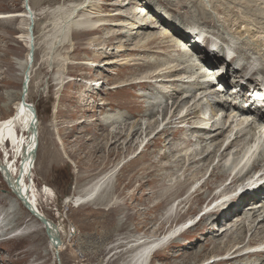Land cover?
I'll use <instances>...</instances> for the list:
<instances>
[{
    "label": "rangeland",
    "instance_id": "374dc122",
    "mask_svg": "<svg viewBox=\"0 0 264 264\" xmlns=\"http://www.w3.org/2000/svg\"><path fill=\"white\" fill-rule=\"evenodd\" d=\"M80 1L28 0V6L33 13L35 36L40 45L38 44L37 50H34L35 56L30 72L26 102L32 105L37 112L38 135L31 137L28 143H24L27 136L24 137L21 133L23 137H21L20 144L24 151L21 157H17L18 161L16 162L19 168L18 180L38 207L39 214L48 218L49 220H47L52 221L53 224L64 228V250L60 253L57 251L58 257L56 252L50 249L44 226L19 202L20 207L16 209V213L4 215V212L10 208L9 197H16V195L11 193L4 182V177L0 174V210L2 211L0 222L11 224L9 227H17L21 231L19 236H14L15 239H9L7 236L11 234L8 232L11 228L8 229L4 237V225H0V264H123L127 258L138 251L136 249H142L148 241L158 239L173 226L187 221V218L196 214L204 203L212 201L209 199L211 196L217 197V194L213 195V192L229 178L227 171L232 168L229 162L233 161L232 158L235 159L233 152L236 149H241L252 138L250 128H248V135L246 126V132H243V129L239 130L238 125L244 119H238V115L233 114L234 110H232L231 104L228 109L231 107L232 113L225 109L224 104L228 96L224 97L226 94L222 93H219L222 96L219 95L217 89L224 92L226 86L219 85L216 86L217 89L212 86L213 82L217 83L223 77L228 82L232 81L235 76H233L231 65H229V75L222 76L220 72H216L221 69L220 62H218V66L212 67V72H216V75H209L208 78L211 82L204 84L213 87L208 92L211 93L208 97L209 100L222 98V103L221 100L213 102L219 115L213 109L217 116L213 114L212 117L214 119L220 117L217 124L223 126L224 131L228 132L227 137L231 135L235 137L237 131H242L240 142L246 141L242 143L243 145L239 142L238 148L236 145V148L231 152L225 153L226 157L230 153L226 158L227 161H224L223 157L220 158L222 152L219 153L220 155L218 152L217 155H214V151L219 149L221 142L213 138L206 143L197 142L195 141L197 134L188 130L189 133H187L184 131L185 128L181 127L185 124L168 125L167 122H170L171 114L179 109V106H183L181 96L179 97L178 93L173 94V91H177L179 86L174 85L173 89L170 88L173 93L169 94V97L164 96L165 94L159 95L156 87L157 84L160 85L163 75L164 81L174 80L181 75V73L176 74L175 71L180 67H183L184 70L188 66L185 64L178 67L175 62L177 61L175 56L180 59V55H182L184 61L187 57L180 52L179 43L184 41V36L177 35V31L182 29L189 33L190 28L194 25L205 27L216 37L210 35L211 40L220 42V48H223L226 45L220 39L227 37L224 34L225 30L237 34V29L242 31L245 27H249L252 32H255L256 29L258 32L259 30L264 32L263 0H207L210 7L209 4L206 6L201 0H124L125 2L123 0H93L95 1L94 5H90L86 12L81 14H85L86 17L97 12H100V15L106 14L103 17L105 19L103 22L107 25L119 23L126 16L129 19L132 17L134 21L142 20L136 25L137 28L141 25V27L152 25L147 26L149 29L142 32L143 37L134 36L136 27H118L116 32L112 33L113 35H109L110 28L103 27L98 32L74 34L72 39L70 38L68 42L64 41L62 44L55 40L56 45L50 52L52 56L54 55V59L49 62L46 60L48 58L46 53L49 50L44 49L47 44H44L43 32L46 33L45 36H50V42L55 37L58 24L54 22L57 23L59 17L53 11L59 7L69 8ZM122 2L124 5L126 4L125 7L121 6ZM25 6V0H0V18L3 13L13 14L9 16L14 17L18 12H25ZM31 6L34 11L31 10ZM26 12L30 21L20 18L19 21L0 19V120L6 119L14 112L15 104L21 98L22 81L29 65V56L27 57V55L30 51L21 37L24 28L28 29L26 24L30 22V27L32 24L31 14ZM118 13L124 16L120 17ZM214 14L215 17H224V20H221L222 25L220 23V25L214 26L212 19H207ZM202 19H206L209 23L204 24ZM129 22L132 27L134 23L130 20ZM43 24L45 29H43ZM30 27L29 34L31 35ZM219 30L222 34L218 32ZM190 37L193 38L191 35ZM147 39L156 42L149 47L150 50L135 51L136 48L142 47ZM203 44L204 50H207V46H213V42L206 37ZM215 48L220 55L225 52L224 49ZM210 50L211 48L207 51L213 54V51ZM236 50L239 58L246 61L252 59L249 48L248 55L243 54V47L238 46ZM188 52L192 55L193 60H197L193 53L189 50ZM94 53H97L98 56L106 53V56L99 58L96 57L97 55L94 56ZM212 54L211 56H213ZM255 56L261 60L259 62V67H261V64H264L263 59L260 58L261 56ZM239 61L244 62L241 59ZM84 62H90L94 67L84 69ZM172 65L178 68H172L174 67ZM204 65L206 64L204 63ZM206 68L203 69L210 70L209 66ZM153 72L156 73L152 74ZM260 72L262 73L259 74L260 78H263L264 70L261 69ZM256 74L258 73L256 72L254 76ZM256 79L258 78L256 77ZM83 80H88V88L90 83L94 84L95 91L86 92L87 89H82L80 84ZM141 81L143 82L137 83ZM135 83L138 84L137 87ZM152 83L156 87L151 85ZM241 86L243 85L241 84ZM150 87L152 90H149ZM234 88L233 85L230 86V93ZM153 90L154 92H152ZM147 92H150L149 96L144 94ZM87 93L91 98L85 102L87 106L81 107L82 96ZM197 95L198 99L199 94ZM204 96L198 104V110L201 113L198 115L201 117H207L208 111L211 115L210 105H207L209 102H206L208 101L207 96ZM101 102H104L103 106L100 105L103 110L101 111V108L98 107L100 112H97L96 104ZM220 109L225 113L219 111ZM178 112L179 110L176 111V114H179ZM227 113H230V116ZM107 116H113L116 119V132L122 131V135L113 139L108 136V128L101 125V120ZM177 117L179 118L177 115L174 117L176 123ZM195 117H190L188 121L191 125L190 123L186 125L187 128L197 124L196 121L199 118ZM161 129H166L169 133L161 134L156 140H153L155 133ZM81 132L82 139L76 141V136H80ZM221 137L220 141L224 139ZM33 139L38 150L34 163L31 165L33 160H29V157L26 156L32 149ZM6 149L9 152V147ZM186 149L190 151L186 152ZM26 150L28 151L26 152ZM219 150L222 151V148L220 147ZM2 152L4 154L3 150ZM202 152L205 156H209L208 161L200 160L204 158V155H198ZM262 157L260 160L264 159V153ZM193 158L201 165L199 163L192 164V170L186 172L185 169ZM8 159L11 160L12 157L8 156ZM218 159L221 169L214 168ZM225 162H227V166H225ZM202 168L205 169L201 175L194 177ZM112 169L115 170V178L113 177L115 180L112 178V182H110L111 187L106 195V202L103 199L98 205L86 204L77 208L66 204L69 198L82 195L87 183ZM213 169L215 170L213 171ZM20 172L23 174L21 180ZM205 182L208 183L204 185ZM202 185L201 192L191 197L190 195L196 189H200ZM195 186L198 187L194 189ZM181 200L186 201L180 207V218L179 220L178 218L174 219L170 223L165 218V213L172 204L176 201L180 203ZM259 208L260 205H258ZM214 216L208 218L209 223H212ZM243 216L242 221L240 218L234 217V221H228L224 225L212 223L207 226L204 224L202 228L188 231L187 236L176 240L172 248L159 251L152 258L151 264H158V262L163 264H210L216 259L231 258L230 255L233 252H228L231 247H226L227 241H232L229 234H235L233 237L235 240L237 239L236 235L243 236L247 239L246 241L253 239L251 234L254 230L244 234V229L247 226L252 229L253 225L251 221L247 220V215L243 214ZM260 225L262 226L264 223ZM244 226L245 228H243ZM224 231L226 232L223 236H220ZM142 242L143 244L146 242L145 245H142ZM253 260L246 263L256 264L257 262L254 263ZM261 260L263 261L264 257L257 259L259 264H263Z\"/></svg>",
    "mask_w": 264,
    "mask_h": 264
},
{
    "label": "bare ground",
    "instance_id": "6f19581e",
    "mask_svg": "<svg viewBox=\"0 0 264 264\" xmlns=\"http://www.w3.org/2000/svg\"><path fill=\"white\" fill-rule=\"evenodd\" d=\"M124 1V0H123ZM125 1H129V0H125ZM124 1V2H125ZM258 1V0H257ZM264 1V0H263ZM94 2L93 0H81L80 2L76 3V4H73L71 5L69 8H63V7H59L57 8L56 10L53 11L54 14H56L59 18L57 20V23L54 22L55 24H58V29L56 31V34H55V37H53L52 41L50 42V36H45L46 33H44V44L46 43L47 44V47L44 48L45 50H49L48 53H46V55L48 56V58L46 60H48L49 62L51 60L54 59V55L52 56V54L50 53L51 50L53 49V47L56 45V42L55 40H57L59 44H62L64 41H69V39L73 37L74 34H82V33H93V32H98V31H101L103 29V27H107L106 29L110 28L109 29V35H113L112 33L113 32H116V29L118 27H129V28H135L136 25H138V22L139 21H142V20H138V21H134L132 19V17L129 19L127 16L124 17V19H122L119 23H112L110 25H107L106 23H104L103 21L105 20L103 17L104 15H100V12H97V13H92V14H89L88 17L85 16V14H81L82 12H86V9L89 8L90 5H94ZM124 2H122L124 5ZM138 2V1H137ZM201 2H203L205 5L206 4H209V2L207 0H201ZM30 3V2H29ZM31 5V4H30ZM126 5V4H125ZM125 5L123 7H125ZM207 6V5H206ZM262 6V5H261ZM119 7V6H118ZM209 7H210V4H209ZM25 9H26V6H25ZM31 10L34 11V9L32 8L31 6ZM31 12V11H30ZM29 12V13H30ZM122 13V12H121ZM32 14V13H30ZM119 14V13H118ZM9 15H13V14H7V13H3L1 14V18L0 19H4V20H14V21H19V18L20 19H27L28 21L29 20V16L27 14V12H18L17 14H15L14 17H11ZM34 15L36 16V13L34 12ZM47 15V14H46ZM45 15V17H46ZM91 15V16H90ZM117 15V14H116ZM131 15V14H130ZM120 17H123L124 15L123 14H119ZM118 16V17H119ZM216 15H212L211 18H207V19H212V21L214 22V26H217V25H222V22L221 20H224L223 18L224 17H215ZM44 17V18H45ZM129 20L131 22L134 23V25H132L131 27V24H129ZM36 21H37V18L35 19V24H36ZM203 23L204 24H208L209 22L206 20V19H202ZM244 22V21H243ZM251 24V23H250ZM28 26V29L24 28L23 32H22V38L24 39V41L26 42V44L28 45V48H29V51L33 48V50H37V47H38V39L36 38L35 36V28H33V34L32 32L30 31L31 35L29 34V27H30V22L28 24H26ZM140 25V24H139ZM152 25V24H151ZM150 25V26H151ZM200 25V24H199ZM55 27V25H53ZM57 26V25H56ZM142 26V25H141ZM139 26L138 28L136 27L134 30H136V33H135V37L137 35V37H143L142 36V32L145 30H148L149 28L147 26L149 25H146L145 27H141ZM149 26V27H150ZM208 26V25H207ZM43 27H44V24H43ZM147 27V28H146ZM225 27V26H224ZM252 27H253V24H252ZM191 28H194L195 30L192 32V36H195L196 38L194 39H190L186 36H187V31L185 30H179L177 31V35H181V36H184V41L183 42H180L179 43V49H180V52L183 53L184 56H187L185 58V61L183 59V56L180 55V59H178V56H175L177 61V64L178 67L179 66H184L185 64L188 65L186 69L183 70V67L179 68L178 70H174L176 74H180L179 76H177V78L179 79H174V80H169V81H164L163 80V76L161 77L160 79V85H158L157 83V87L154 85V83H152L151 85L155 86L157 89H158V94L161 95V94H165L164 96L166 97H169L168 95L172 94H179V97L181 96L182 98V102H183V106H179V114H176V111L174 113L171 114V116L169 117L170 118V122H167L168 125H173V124H179V125H182V124H185V125H182L181 127H184L185 130L187 132V130L189 132L192 133L193 131V134H197L195 136V141L197 142H208L209 139L213 138L214 140L216 141H219L221 142V148H222V151L219 150V149H216L214 151V155H217V152L218 154L221 153L220 155V158H222L224 161H227L226 158L229 157L230 153L227 154L228 156L226 157L225 153H228V152H231L233 149L236 148V145L241 141V133L242 131H237L235 133V137L234 136H229L227 137L226 134H228L227 131H224V127L217 124V122H219L218 119H220V117L217 119H214L212 116L214 114V110L216 111V108H214V104L213 102H216L218 100H221L220 98H212L214 96L211 97V99L213 100H209L208 97L209 94L208 92L210 91V89H212L213 87L216 88V86H219V85H224L226 86L224 89V92H222V90H218L217 89V92L218 94L219 93H222V94H226L224 95V97L228 96L227 97V100H225V104H224V107L226 110H228V112L231 110L230 108L232 107V110H234L233 114H236L238 115V119H244V120H241L240 121V125H238L240 127L239 130H242L243 129V132H246L248 130V132H246V134L248 135L249 133V129L252 130L250 131V135H252L251 139L249 140V142L244 145L241 149H236L234 152H233V156L235 157V159H231L233 161H230L229 164H231L232 168L228 169V173H229V180L230 182L227 184V186L225 187L227 189V187H230V189L234 188L235 186H239L241 184H239L240 182H242L246 177L247 175L249 174V171H247L246 173L243 174V172L246 170L247 168V165H248V162L249 160H253V158H251V152H252V149L255 148L257 150H259V146L261 145V141L264 142V108H262L261 106H258L256 103H257V98L254 96L253 98L252 97H246L248 95L245 96V92L244 89H240V92L237 94V95H233V93H230L229 91V88L231 86L232 83H236L237 85H239L241 87V84H240V80L239 79H235V81L233 82H228L225 80V78H221V80L219 82L216 83L213 82L212 86L213 87H209L207 85H204V84H209L211 82L210 78H208L209 75H216L215 72L213 73L212 72V67L214 66V62L212 61V59H210L208 56L211 55L210 52H208L207 50H204L205 47L203 46V42L205 40V37L206 38H209L208 35H212L214 36L210 31L206 30L205 27H201V26H197V25H194L192 26ZM226 28V27H225ZM223 28V29H225ZM255 28V27H254ZM45 29V27L43 28ZM121 29V28H120ZM220 29V28H219ZM228 29V28H227ZM28 30V31H27ZM86 30H91L92 32H81V31H86ZM254 30V29H253ZM216 31V30H215ZM257 31V29H256ZM255 32H252V29L251 28H247L245 27L244 30L242 31H238L237 29V34H232L230 31L228 30H225L224 34L227 35V37H225L224 39H220L222 40V42L226 45V47L228 49H232L234 51V54L237 55V52H235V50L239 47H243L244 51H243V54L247 53V50L249 48L250 50V54H252L251 56V60L250 61H246L245 59H242V58H239L238 55L237 57L239 59H241V61H244L241 65V71H240V74H238V72H234L235 76L237 77H240L241 80L243 78L246 77V75L249 73L250 75H253L257 72L258 74L255 75V77H257L258 79L256 80H253L254 78L250 77L248 79L249 83H252L251 81L253 80V83L254 84H259V82L261 81V79L259 78L261 75L259 74H262L260 71L261 69L264 70V64H261V67L260 66V59L255 58L256 56L255 55H258V56H261L260 58L263 59V62H264V32L262 30V32H259L257 31V33ZM219 33L220 30L218 31ZM144 33V32H143ZM167 34V33H166ZM215 34V32H214ZM222 34V33H221ZM231 34V35H230ZM33 35V36H32ZM133 35V34H132ZM145 36V34H144ZM155 36V35H154ZM158 36V35H156ZM221 36V35H220ZM224 36V35H223ZM239 36V37H237ZM32 37H34V45L32 46ZM40 37V36H39ZM115 37V36H114ZM164 37V36H163ZM215 37V36H214ZM108 38V37H107ZM106 38V39H107ZM157 38V37H155ZM167 38V37H166ZM216 38V37H215ZM226 38H229V39H226ZM164 39V38H163ZM180 39V38H179ZM161 40V39H160ZM165 40V39H164ZM152 40H148L147 39V42L140 48H136L135 51L137 52H143V51H146L149 49V47L153 44V43H156ZM156 41V40H155ZM42 42V41H41ZM166 42V41H164ZM169 42V41H168ZM183 43V45H182ZM45 44V45H46ZM173 44V43H172ZM171 44V45H172ZM220 42H217V41H213V45H215L214 47H219L220 46ZM40 45V44H39ZM170 45V46H171ZM175 45V43H174ZM182 45V46H181ZM242 45V46H241ZM168 46V45H167ZM173 46V45H172ZM184 46V47H183ZM174 47H177V46H174ZM173 47V48H174ZM183 47V49H182ZM165 48V47H164ZM178 48V47H177ZM186 50H185V49ZM170 49V48H169ZM179 49H178V52H179ZM240 49V48H239ZM238 49V50H239ZM150 50V49H149ZM188 50H191L192 53L194 54L193 56L197 59V60H193L192 59V55L188 52ZM28 51V52H29ZM152 51V50H151ZM156 51V50H155ZM176 51V50H175ZM237 51V50H236ZM160 52V51H159ZM171 52V50H170ZM35 53V51H34ZM156 53V52H155ZM158 54V53H157ZM160 54V53H159ZM167 54V53H166ZM175 54V53H174ZM174 54L172 56V58L174 57ZM239 54V53H238ZM97 53H94V56H96ZM170 55V54H168ZM29 56V60H30V53L27 55V57ZM35 56V54H34ZM106 56V53L105 54H99V56L97 55L96 57H99V58H105ZM162 56V55H161ZM165 56V55H163ZM193 57V58H194ZM241 57V55H240ZM248 57V56H247ZM164 58V57H162ZM250 58V57H249ZM166 60V58H164ZM163 59V60H164ZM28 60V58H27ZM28 60V61H29ZM164 60V61H165ZM172 61L174 59H171ZM162 61V60H161ZM160 61V62H161ZM171 61V62H172ZM34 62V61H33ZM174 62V63H175ZM229 62V61H227ZM7 63V62H6ZM204 63L206 65H204ZM151 64V63H150ZM166 64V63H165ZM84 65H85V68H88V67H94L93 64H91L90 62H84ZM149 65V64H148ZM169 66V64H167ZM166 65V66H167ZM144 66V65H143ZM146 66V65H145ZM144 66V67H145ZM154 66V65H153ZM171 66V65H170ZM174 67L172 68H178L176 67L175 65H172ZM206 66H209L210 67V70L208 71H205L203 68H206ZM217 66V65H215ZM138 67H140V64H138ZM147 67V66H146ZM145 67V68H146ZM150 67V65H149ZM148 68V67H147ZM154 68V67H153ZM168 68V67H167ZM242 68H245L246 70H243ZM34 69V68H33ZM160 69V68H159ZM207 69V68H206ZM158 70V69H157ZM163 70V69H162ZM167 71V69H165ZM169 71V70H168ZM172 71V72H174ZM218 71V70H217ZM248 71L247 74H245V76L242 75V72H246ZM210 72H212V74H210ZM229 69L227 68V70L225 71V73H223L222 76H228L229 75ZM156 72H153L152 74H154ZM169 73V72H168ZM167 73V74H168ZM163 74V73H162ZM161 74V75H162ZM171 74V73H170ZM160 75V76H161ZM258 75V76H257ZM32 76V75H31ZM154 76V75H153ZM167 76V75H166ZM155 77V76H154ZM175 77V76H174ZM263 77V76H262ZM148 78V77H147ZM167 78V77H165ZM220 78V76H219ZM264 78V77H263ZM150 79V78H149ZM156 79V78H155ZM154 80V79H153ZM213 80V79H212ZM137 81V79H136ZM143 81L141 82H137L138 84L142 83ZM154 82V81H153ZM170 82V83H169ZM173 82V83H172ZM135 83L136 87L138 86V84ZM146 83V82H145ZM144 83V84H145ZM242 83V82H241ZM30 84V83H29ZM82 85V89L86 90V92H90V91H95V85L90 83V87L88 88V80H83V82H81ZM174 85H178L179 88H177V91H171L174 87ZM142 86V85H141ZM198 87V89H197ZM29 88V87H28ZM170 88H172L170 90ZM224 88V87H223ZM149 90H152L151 87ZM155 90V89H154ZM154 90L152 92H154ZM170 92H169V91ZM214 90V89H213ZM248 91V90H247ZM264 91V83L262 84V88L259 90L258 94L260 97H263L264 98V93L262 92ZM200 92V93H199ZM216 93V92H215ZM144 94H150V92H147V93H144ZM197 94H199V97L197 99ZM197 95V96H196ZM204 95L207 96V99L208 101H206L207 103L209 102V104L207 105H210V111H211V115L208 111V115L207 117L206 116H199L198 114L201 115V113L199 112L198 110V104L201 102V100L205 97ZM221 95V94H219ZM242 95L241 98H243L244 100H241L240 99V96ZM203 96V97H201ZM222 96V95H221ZM171 97V96H170ZM89 98H91L89 96V93H87V95H83L82 96V101L80 103V106H87V104H85V102L89 100ZM199 100V101H197ZM224 100V99H223ZM220 102V101H219ZM23 102L21 101V98L18 99L17 103L15 104V107H14V112L9 115L6 119L4 120H0V149L4 151V155L6 154L5 158L1 157L0 155V164H3L2 166L5 165V168L1 167V171L0 173L2 174V176L4 177V182L8 185V182H10L13 187L10 188V191L11 193L14 195L15 194V190H16V185H14V182L15 180L19 183V186H17V188L19 189V192L21 190L22 194L23 195H27L28 198H29V195L26 191V189L23 187L22 183H20V181L18 180V177H17V173L19 171V168L17 167L16 165V162L18 161L17 160V157H21L22 155V152L24 151L23 148H22V144H20L22 138L23 137L21 135V133L25 136H27V140L24 142V143H28L31 139V137H36L35 135L37 134L38 135V120H37V124H36V129L34 130L32 128V123H31V120H32V115H31V111L30 109H26L24 107V105L22 104ZM221 103H222V100H221ZM224 103V102H223ZM245 103H248L250 105H253L254 107L253 108H245ZM26 104H28V106L30 105L28 102H26ZM175 104V103H174ZM218 104V103H217ZM231 104V107L228 109V106H230ZM100 105H104V102H101V103H97L95 108H97V112H100V110L98 109V107H100ZM177 105V104H176ZM180 105V104H179ZM220 105V104H219ZM100 107L101 108V111L103 110V107ZM174 107V106H173ZM178 108V107H177ZM208 108V107H207ZM176 109V108H175ZM201 109V108H200ZM206 109V107H205ZM214 109V110H213ZM172 110V108H171ZM201 111V110H200ZM204 111V110H203ZM219 111H222L221 109ZM94 112V110H93ZM217 114H218V111H216ZM225 113V111H222ZM231 112V111H230ZM232 113V112H231ZM179 116V118L177 117V123L176 121L174 120V117L176 116ZM228 114V113H227ZM230 114V113H229ZM228 114V115H229ZM250 116H247L249 115ZM215 115V114H214ZM219 115V114H218ZM193 116V117H197L199 118V120L196 121V125H193V126H190L191 128H187L186 125H188L190 122L188 121L190 119V117ZM217 116V115H215ZM226 116V115H225ZM230 116V115H229ZM119 117V116H118ZM195 117V118H196ZM252 117L253 120L250 121V118ZM102 119V118H101ZM227 119V118H226ZM229 119V118H228ZM232 119V118H231ZM118 120V118H117ZM196 120V119H195ZM121 121V120H120ZM169 121V120H168ZM175 121V122H174ZM193 121V120H192ZM239 121V120H238ZM102 124L101 125H104L106 126V128H108V136H111L112 139L113 138H116V136H119V135H122V131L121 132H116V128H115V125H116V119L113 117V116H107V117H104L103 120H101ZM222 123V122H221ZM228 123V122H227ZM253 123V124H251ZM86 124V123H85ZM191 125V123H190ZM223 125V124H222ZM100 126V125H99ZM237 126V127H238ZM245 126L247 128V130H245ZM263 129H261V127ZM174 127V126H173ZM252 128V129H251ZM131 129V128H130ZM228 130V129H227ZM120 131V130H119ZM220 131V132H219ZM26 132V133H25ZM182 132V130H181ZM187 132V133H189ZM169 132L164 129L162 130L160 133L156 134L154 137H153V140H156V138L161 135V134H164V135H167ZM230 133V132H229ZM231 133H232V130H231ZM106 134V135H107ZM117 134V135H116ZM233 134V133H232ZM82 135V132L80 134V136H76V141H79L82 139L81 137ZM236 135H237V138H236ZM153 136V135H152ZM151 136V137H152ZM223 137L224 139L222 141H220V137ZM242 136V135H241ZM194 137V136H193ZM221 137V138H222ZM244 137H245V134H244ZM39 138V136H38ZM239 138V140H238ZM245 140V139H244ZM38 141V140H37ZM152 142V141H151ZM243 142H246V141H243ZM242 142V143H243ZM35 141L33 139V143H32V149L31 151L28 152L27 156L26 157H29V160L32 159L33 162L31 163V165H33L34 163V160H35V156H36V153H37V150H38V146H37V150L35 152H33L34 150V147H35ZM227 143V144H226ZM241 143V142H240ZM241 143V144H242ZM214 144V143H213ZM226 144V145H225ZM243 145V144H242ZM4 146L5 147H9L10 149L9 150V154L7 153V151L4 149ZM217 146V145H216ZM239 147V145H237V148ZM217 148V147H216ZM28 150H26L27 152ZM50 151V150H49ZM186 152L190 151L189 149L185 150ZM184 151V152H185ZM210 151V150H209ZM211 152V151H210ZM213 153V152H212ZM264 151H262L259 156L256 158L255 162H254V166L256 165L257 167H261L264 166V159L260 160L262 155H263ZM211 154V153H210ZM209 154V155H210ZM186 155V154H185ZM192 155V154H191ZM196 155V154H195ZM198 155H204L203 159H200L202 160V162H206L208 161V155L205 156V154H203V152L201 154H198ZM8 156L9 157H12L11 160L8 159ZM213 156V155H212ZM206 157V158H205ZM183 158V157H182ZM196 158V157H195ZM211 158V157H210ZM219 158V157H218ZM251 158V159H250ZM263 158V157H262ZM164 159V157H163ZM185 159V158H184ZM191 159V158H190ZM212 159H215L212 157ZM171 160V159H170ZM196 159H192L190 160L189 164L187 165L186 167V172H189L192 170V164H195V163H199L197 160L195 161ZM199 160V159H198ZM210 161V160H209ZM217 161V160H216ZM229 161V160H228ZM213 162V161H212ZM215 162V161H214ZM222 162V161H221ZM227 162H225V166H227L226 164ZM206 164V163H205ZM208 164V163H207ZM221 164V163H220ZM228 164V165H229ZM199 165H201L199 163ZM210 165V163H209ZM196 166V165H195ZM203 166H205L203 164ZM202 166V167H203ZM230 166V165H229ZM219 159L216 163V165H214V168L216 169H221L219 168ZM165 168V167H164ZM169 168V167H168ZM205 168H202L200 169L196 174V176L194 177H199L201 175V173L204 171ZM8 170V171H7ZM29 170V169H28ZM182 170V169H181ZM215 169H213L214 171ZM10 173V175L8 174ZM223 173V171H222ZM226 174V172H224ZM114 174H115V170H111L110 172H107V173H103L101 174V176L93 179L91 182L87 183L86 184V187H84L85 189L84 190V193L81 195H77V196H74L73 198H69L66 202L67 205H71L72 207L74 208H77V207H80L82 205H86V204H92V205H98L103 199L107 198V194L109 193V187L110 186V182H112V178L114 177ZM239 175V176H237ZM212 176V175H211ZM262 177L264 178V175H262ZM115 178V177H114ZM113 178V179H114ZM213 178V177H212ZM227 179V181H228ZM115 180V179H114ZM190 181V180H188ZM195 181V180H194ZM193 181V182H194ZM218 181V180H217ZM226 181V182H227ZM114 182V181H113ZM220 182V181H219ZM225 182V183H226ZM186 183V182H185ZM208 182H205L204 185H206ZM114 184V183H113ZM180 186V185H179ZM185 186V184H184ZM183 186V187H184ZM238 187V188H239ZM243 186H241L240 188H242ZM180 188V187H179ZM203 188V185L200 187V189H196L192 195H190L191 197L193 195H198L199 192H201ZM225 189V190H226ZM178 190V189H177ZM213 191V190H212ZM211 191V192H212ZM248 192V191H247ZM178 193V192H177ZM206 194V192H204ZM16 195V194H15ZM17 197V198H16ZM16 197H9V199L11 200V204H10V208L9 210H7L6 212H4V215L6 216L7 213V216L8 215H11L13 213H16L17 212V208L20 207V204H22V202H20L18 196L16 195ZM198 197V196H197ZM190 198V197H189ZM212 198V199H211ZM209 198L210 200L213 201L214 198L216 197H212ZM239 201L237 203H231L229 206H226L223 210H219L217 212V214L213 217V221L212 223H217L219 225H224L226 222H231V221H234L233 218L236 217V218H240V221H242L243 219V214L247 217H248V221H251L252 222V229H249L248 226L245 228V226L243 228L244 229V234H246V232H251L252 230H254L253 234H251V236H253V239L249 240V241H246L247 239L246 238H243V236H239V235H236L237 239H233V237H235V234H229L231 237L230 239L232 240L231 242L230 241H227V244H226V247H231L228 252L231 253L233 252L230 257L231 258H226V259H221V260H218V261H213V263H210V264H238V263H241V262H252L251 260H253L254 263L256 264H259L257 261V259H262L264 257V250L262 251H259V252H250L248 254H243L245 251H248L250 250V248H256L258 245L260 244H264V225H260L261 223H264V207H261L262 205H264L262 201H264V183L261 184L258 188L257 191H253L252 193H248V195H243L241 197H238L237 198ZM235 198V200H237ZM208 200V199H207ZM186 201V200H185ZM184 200H181L180 203L178 204V207L182 206L183 203H185ZM210 201V203L212 202ZM9 202V203H10ZM20 204H19V203ZM30 202L32 204V206L34 207V210H37L39 211L38 207L36 206V204L32 201V199H30ZM105 202H106V199H105ZM104 202V203H105ZM177 202V201H176ZM76 203V204H75ZM75 204V206H74ZM205 204V203H204ZM262 204V205H261ZM23 205V204H22ZM233 205V206H232ZM247 205V206H246ZM258 205H260V208L258 209ZM257 206V207H256ZM26 208V207H25ZM27 210V208H26ZM29 212V210H27ZM30 214L32 215V213L30 212ZM243 216V217H242ZM35 218V216H33ZM208 218L209 216L206 215L202 221L199 222V224H197L195 227H193L192 229H190L191 231L193 230H196L198 228H202V225L206 224L207 226L211 225L212 223H209L210 221H208ZM245 218V217H244ZM48 219V218H47ZM251 219V220H250ZM49 220V219H48ZM236 221V220H235ZM49 224L51 225L52 229L55 231V233L59 236L60 238V242L58 244V246H55L51 240L49 239V245H50V249L53 250V252H56V255L59 257V253L64 250V228L61 227L60 225H56L55 223L53 224L52 221H48ZM207 222V223H205ZM237 222V221H236ZM250 222V223H251ZM240 223V222H238ZM227 224V223H226ZM233 224V223H232ZM243 224V223H242ZM1 226L4 227V237L6 236V232L8 231L9 228V225L11 224H7L4 222V224H0ZM55 225V226H54ZM179 225V224H178ZM178 225H175V227L171 226L172 228H170L166 233H164L162 236H160L157 240H150L147 242V244L145 245V243L143 244L142 242V245H145L144 247H142V249H136L138 250L135 254H133L132 256H130L129 258H127L126 261H124L123 264H148L149 263V259L151 257V253H152V248H154V246H157L159 245V243H162V242H165L166 240H168V237H171L173 234V232L175 231V229L177 228ZM238 225V224H237ZM201 226V227H200ZM236 226V225H235ZM242 226V225H241ZM2 227V228H3ZM240 227V226H239ZM45 228V227H44ZM235 228V227H234ZM1 229V228H0ZM189 230V232H190ZM233 230V229H232ZM242 230V229H241ZM231 231V230H230ZM21 232V231H20ZM53 235V231L51 230L50 231ZM218 232V231H217ZM226 231L222 232L220 234V236H223V234L225 233ZM229 232V231H228ZM234 232L236 233V231L234 230ZM214 233V232H213ZM172 234V235H171ZM188 234V232L184 233L183 235H181L179 238H184L186 237ZM239 234V233H238ZM19 236V235H17ZM218 236V235H217ZM258 236V237H257ZM16 237V236H15ZM224 238V237H223ZM147 241V240H146ZM176 242V241H175ZM260 242V243H258ZM140 243V242H139ZM216 244V243H215ZM174 245V243H171L170 245L166 246L165 248L163 249H169V248H172ZM225 248V247H224ZM245 250V251H244ZM59 251V253L57 252ZM244 251V252H242ZM135 252V251H134ZM133 252V253H134ZM159 252V250L155 251L153 255L157 254ZM227 252V253H228ZM116 254V253H115ZM197 254V253H196ZM262 257V258H261ZM190 258V257H189ZM261 262H263L264 264V260ZM163 264V263H162ZM247 264V263H246ZM252 264V263H251ZM262 264V263H261Z\"/></svg>",
    "mask_w": 264,
    "mask_h": 264
},
{
    "label": "water",
    "instance_id": "95a60500",
    "mask_svg": "<svg viewBox=\"0 0 264 264\" xmlns=\"http://www.w3.org/2000/svg\"><path fill=\"white\" fill-rule=\"evenodd\" d=\"M25 4H26V11L30 12V7L28 6V0H25ZM31 20H32V24H31V27H30V31L33 33V30H32L33 29V13L31 14ZM33 45L34 44H33V37H32V46ZM33 61H34V50L32 48L30 50L29 65H28V67H27V69L25 71V75H24V78H23V81H22L21 101L23 102L22 104L24 105V107L26 109H30V111H31V115H32V120H31L32 125L31 126L35 130L36 127H37L36 126L37 118H38L37 112H36L35 108L32 105L28 106V104H26V95H27L28 87H29V83H30V72H31V69H32ZM36 150H37V144L35 145L33 152H35ZM1 167L5 168V165L4 166L0 165V170H2ZM8 174L10 175V173H8ZM21 179H23V174H21V172H20V180ZM14 185H16V190L14 192L18 196L19 200L23 203V205L27 208V210H29V212H31L32 215L35 216V218L38 219V221L45 227V231H46V234L48 236V239H50L51 242L55 246H58V244L60 242V238L55 233V231L52 229V227L49 224L48 220L44 216L39 214L36 210H34V207L32 206L31 202L29 201V198H28L27 195H23L21 190L19 192L20 188L19 189L17 188V186H19V183L16 180L14 182ZM8 187L12 188L13 185L10 182H8ZM51 230L53 231L54 235L50 232Z\"/></svg>",
    "mask_w": 264,
    "mask_h": 264
}]
</instances>
